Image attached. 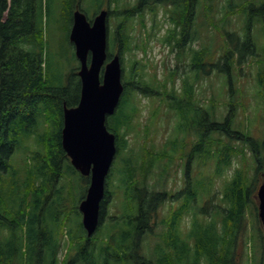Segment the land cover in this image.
<instances>
[{
  "label": "trees",
  "instance_id": "1",
  "mask_svg": "<svg viewBox=\"0 0 264 264\" xmlns=\"http://www.w3.org/2000/svg\"><path fill=\"white\" fill-rule=\"evenodd\" d=\"M49 1L0 0V264H239L250 232L256 241L262 239L259 227L255 222L251 225L249 216L255 206L253 195L264 174V141L234 128L237 106L222 119L214 113L215 106L200 111L192 103L193 85L189 80H184L178 94L174 72L170 82H161L157 76L147 78L145 65L138 58L131 61L129 69L123 66L125 91L115 114L108 118V128L116 135L119 175L113 170L109 175L97 231L91 238L87 236L79 205L86 197L90 178L73 166L62 145L64 107L78 105L81 81L77 67L70 78L49 68L44 33ZM59 1L64 3V9L67 6L72 24L75 0ZM153 1L140 0L125 9L127 14L110 39L109 56L117 46L125 64L128 51L146 52L148 40L157 37L162 28L159 6ZM208 1L207 15L211 18L214 0ZM228 2L223 20L246 12L245 37L225 31L228 39L220 68L218 63L206 62L209 47L191 49V68L196 70V79H200L202 70L209 74L210 68L225 71L235 96L234 71L256 57H260L256 59L260 64L258 78L264 89V47L259 54L252 32L258 24L264 28V0ZM148 6H152L154 16L152 31L143 19L141 24L148 30V38H136L129 31V27L134 30L129 22ZM189 7L184 6L183 11ZM191 29L192 21L186 26L176 20L175 28H170L161 42L182 53L186 41L198 35ZM169 83L173 84L170 88ZM140 93L152 98L158 93L162 96L161 106L176 116L174 127L182 138L169 137L159 151L142 146L137 153L129 148L139 105L132 107V115L125 109L130 100L135 104L133 100ZM160 112L153 111L154 117ZM150 127L147 125L148 132ZM236 141H242L245 149ZM32 142L38 146L35 150H31ZM22 147L31 162L28 160L18 170L13 160ZM248 148L254 156V171L252 156L251 166L234 168L236 157L247 161ZM180 160L185 181L183 189L174 191L168 188L172 176L168 171ZM76 177L86 187L75 210L69 212L67 203L75 193L72 189ZM112 197L120 206L119 213L110 216ZM181 198L180 205L171 207L163 217L162 206L168 200L172 205ZM75 212L77 217H73ZM252 216L253 220L257 218L255 212ZM155 238L158 242L151 248ZM261 244L264 264V240Z\"/></svg>",
  "mask_w": 264,
  "mask_h": 264
},
{
  "label": "rangeland",
  "instance_id": "2",
  "mask_svg": "<svg viewBox=\"0 0 264 264\" xmlns=\"http://www.w3.org/2000/svg\"><path fill=\"white\" fill-rule=\"evenodd\" d=\"M80 1L82 11L86 13L90 18H94V15L98 12L99 6L101 5L98 1L94 0H78ZM200 4L196 7V12L194 14V21L192 18V31L197 30L198 35L195 36V40L190 43L187 42L185 51L182 53H177V50H173L171 47L164 45L161 40L162 37L166 35L167 27L169 26L163 17H160L162 25L161 31L157 37H151L148 40L147 50H131L125 54V64L127 69L131 65V61L138 58L142 60V64L145 65V72L147 78H156L161 82H166L167 79L170 82L171 71L176 73L175 85H177L178 94L183 90L184 80H189V83L193 85V104L202 108L204 112L209 108L215 106L214 113L218 116L219 119H222L224 116L230 112V109L235 105L237 106V118L235 121L234 128L239 131L248 132L253 138H256L259 141H264V89L261 88L259 83V72L260 64L256 59L260 57L253 58L247 63H242L239 65V69L233 73L234 89L235 96H232L231 93V83L230 78L225 71L220 70L219 68L223 64V55L226 45L227 37L225 36V31L235 32L242 39L246 35V20L248 15L246 12L234 13L228 17V21L223 20L225 16V11L228 7V0H214L210 5L211 12L210 17L207 15V5L211 2L208 0H199ZM242 1V0H234ZM135 0H111L110 9L113 11V15L110 17V28L111 35L117 32V27L123 21L124 14H127L125 9H129V6L134 5ZM242 3V2H241ZM105 4H110V0H106ZM131 4V5H130ZM47 5V4H46ZM49 10L45 15V40H46V50H48L47 60L49 62V68L55 71H60L62 74L67 75L70 78L75 67L79 68V61H76L73 47L69 39V33L71 30V22L67 15V6L64 9V3H61L59 0H50L49 1ZM118 5V6H117ZM126 5V7H125ZM158 11L163 8L164 10V1L157 2ZM118 12H116V11ZM160 13V12H159ZM152 14L149 9L146 10L143 16L135 15L129 24L134 26L132 35L136 38H141L147 40L148 30L142 26L141 21L145 19L150 31H152ZM194 22V23H193ZM253 32L254 40L259 47V54H262V49L264 47V28L262 24H258ZM236 42V39H234ZM204 47L210 48V54L206 58V62L212 61V63H218L219 68H216L214 71L211 69L210 74L202 70L200 74V79H196V70H190L191 64V49H201ZM118 51L117 46L114 47V54ZM224 67V66H223ZM79 69H77L78 72ZM55 74V73H53ZM190 77V78H189ZM53 79V76L51 77ZM189 78V79H188ZM54 80V79H53ZM173 84L169 85V88ZM156 97H145L140 93L132 104H127L125 113L132 115L131 110L133 106L139 105L138 115L135 116L136 126L129 136V148H134L135 152L139 153L142 146H145L155 151H159L162 147L165 146L167 139L174 135L176 129L174 127L177 120L174 113L168 111V109H163L162 96L155 94ZM204 107V108H203ZM159 109L161 111L155 117L153 111ZM128 110V111H127ZM170 112V113H169ZM229 114V113H228ZM153 117V123L151 118ZM168 117V119H167ZM138 123V125H137ZM147 125H151L150 132L147 131ZM140 131V132H139ZM178 135V133L176 134ZM181 138L182 135H179ZM194 141V140H193ZM242 141H236L235 144H239L240 148H244ZM38 147V146H37ZM36 143L32 142L31 150H35ZM245 156L248 157L247 161L236 157L233 162V167L238 168L242 165L251 166V156H252V169L255 168V160L251 149H246ZM264 154V152H263ZM120 156L115 158L112 170L114 173L119 175V167L121 164L119 162ZM31 162V157L25 150V147L19 149L14 157V166L20 170L27 161ZM159 169V167L156 168ZM169 173H172L171 178L168 181V188L175 190H181L184 186V169L181 163V160L175 165L171 166ZM232 172L229 171V174ZM252 174V171L251 173ZM153 179V176L151 177ZM76 184L74 189L75 193L69 198L67 203V210L72 212L75 210L74 206L79 203L80 195L83 190L85 191V183L76 177ZM117 178H114V184H117ZM261 182H264V178H260V184L257 187V191L254 193L255 206L254 209L250 210V223L259 227L260 235L262 239L256 241L252 238L251 232L248 238V244L242 247L241 253L242 259L239 264H261V257L263 254V245L261 241L264 240V225L259 219L258 212V189L261 185ZM222 183L221 180L217 182V186L220 187ZM113 187L110 185V188ZM7 190V189H6ZM8 191V190H7ZM122 198H120L121 201ZM183 198L179 201L174 202L171 205V201L168 200L165 206H162V216L165 217L168 214V210L173 207L177 208L182 202ZM204 200V195H203ZM119 201V202H120ZM118 202V203H119ZM118 206L114 198L112 197L111 203L109 205L110 216L115 213H119ZM256 213V217L253 220L252 213ZM68 215V214H67ZM69 216V215H68ZM73 217L76 216V212L73 213ZM71 228V226H69ZM161 227L157 229V232H160ZM2 234V232H1ZM158 242L157 238L153 239L150 247L153 248L154 245ZM65 254V253H64Z\"/></svg>",
  "mask_w": 264,
  "mask_h": 264
},
{
  "label": "water",
  "instance_id": "3",
  "mask_svg": "<svg viewBox=\"0 0 264 264\" xmlns=\"http://www.w3.org/2000/svg\"><path fill=\"white\" fill-rule=\"evenodd\" d=\"M107 17L108 11L103 10L91 24L77 10L70 32L81 63L82 89L78 106L65 108L62 144L73 166L83 176H90L86 198L80 204L89 237L97 231L106 179L117 153L116 136L109 131L107 118L115 113L124 92L120 55L108 61ZM258 200L259 217L264 222V183L258 190Z\"/></svg>",
  "mask_w": 264,
  "mask_h": 264
},
{
  "label": "flooded vegetation",
  "instance_id": "4",
  "mask_svg": "<svg viewBox=\"0 0 264 264\" xmlns=\"http://www.w3.org/2000/svg\"><path fill=\"white\" fill-rule=\"evenodd\" d=\"M143 1V0H142ZM161 2V1H164V4L166 5V7L164 8H161L160 10V13H159V16H158V19H160V17L162 16L164 20L167 21V24L169 25L167 27V31L170 30V28H175V21L176 20H182L184 22V24L187 26L191 21H192V18H193V21H194V14H195V10H196V7L197 5L199 6L200 4V1L199 0H194V5H193V2H192V5H191V0H154V2ZM78 1L76 0V3H75V8L78 7ZM102 5H101V9H109V19L111 17V14L112 13L110 7H109V4H105L106 3V0H102ZM139 3H140V0H139ZM179 3V4H178ZM189 7V9H187L186 11H183L184 9V6H187ZM193 6V7H192ZM100 9V10H101ZM192 9L194 10L192 12ZM98 14V13H97ZM97 14L94 16V18L97 16ZM93 21V20H92ZM108 27H109V23H108ZM190 27V25H189ZM188 27V28H189ZM181 26L178 27V33L180 35V32H181ZM182 42L184 43V40L182 39ZM188 41H186L187 43ZM263 231H264V227H263Z\"/></svg>",
  "mask_w": 264,
  "mask_h": 264
},
{
  "label": "bare ground",
  "instance_id": "5",
  "mask_svg": "<svg viewBox=\"0 0 264 264\" xmlns=\"http://www.w3.org/2000/svg\"><path fill=\"white\" fill-rule=\"evenodd\" d=\"M24 3V2H23ZM42 4V3H41ZM42 8V7H41ZM43 9V8H42ZM42 11V10H41ZM13 44V43H12ZM14 52V51H13Z\"/></svg>",
  "mask_w": 264,
  "mask_h": 264
}]
</instances>
